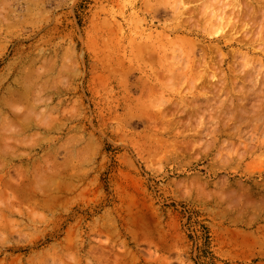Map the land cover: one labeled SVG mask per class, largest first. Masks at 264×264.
<instances>
[{
  "label": "rangeland",
  "instance_id": "374dc122",
  "mask_svg": "<svg viewBox=\"0 0 264 264\" xmlns=\"http://www.w3.org/2000/svg\"><path fill=\"white\" fill-rule=\"evenodd\" d=\"M144 1L0 0V264H264V0Z\"/></svg>",
  "mask_w": 264,
  "mask_h": 264
},
{
  "label": "bare ground",
  "instance_id": "6f19581e",
  "mask_svg": "<svg viewBox=\"0 0 264 264\" xmlns=\"http://www.w3.org/2000/svg\"><path fill=\"white\" fill-rule=\"evenodd\" d=\"M182 1H183V0H181V2H182ZM187 1H188V0H187ZM204 1H206V0H203V2H204ZM207 1H210V0H207ZM207 1H206V2H207ZM211 1H212V0H211ZM211 1H210V2H211ZM221 1L223 2V0H221ZM144 2H147V1L145 0ZM164 2H165V1H164ZM203 2H202V3H203ZM207 3H208V2H207ZM226 3H227V2H226ZM220 4H221V3H220ZM145 5H147V4H145ZM232 5H233V4H232ZM216 6H218V5H216ZM219 6H220V5H219ZM222 6H223V5H222ZM222 6H221V7H222ZM233 6H234V5H233ZM233 6H232V7H233ZM235 6H236V5H235ZM205 7H210V6H205ZM211 7H212V6H211ZM223 7H224V6H223ZM225 7H226V5H225ZM147 8H149V7H147ZM151 8H153V7H151ZM151 8H150V9H151ZM212 8H213V7H212ZM212 8H211V9H212ZM218 8H219V7H218ZM162 9H163V7H162ZM176 9H178V7H177ZM220 9H221V8H220ZM220 9H219V10H220ZM233 9H234V8H233ZM144 10H145V9H144ZM217 10H218V9H217ZM219 10H218L217 12H219ZM177 11H178V10H177ZM177 11H176V12H177ZM223 11H224L223 9L220 10V12H223ZM215 12H216V10H215ZM148 14H149V13H148ZM215 14H216V13H215ZM230 14H231V13H230ZM213 15H214V14H213ZM219 16H220V17H217V19H218V18H221V19H222V18H223L222 16H224V15H222V16L219 15ZM202 17H205V16H202ZM224 17H225V16H224ZM209 18H210V17H209ZM211 18H212V17H211ZM228 18H229V17H228ZM176 19H178V15H177V18H176ZM214 19H216V17H214ZM229 19H230V18H229ZM208 20H209V19H208ZM211 20H212V19H211ZM213 21L215 22L216 20H213ZM221 21H223V20H221ZM221 21H219V22L222 23V25H223V22H221ZM225 21H226V20H225ZM227 21H228V20H227ZM203 22H204V21H203ZM226 23H228V22H226ZM226 23L224 22V26H225V27H226V25H225ZM199 24H200V23H199ZM178 25H179V24H178ZM180 25H181V24H180ZM203 25H204V24H203ZM219 25H220V24H219ZM197 26H199V25H197ZM229 26H230V24H229ZM178 27H179V26H178ZM180 27H181V26H180ZM195 27H196V26H195ZM204 27H205V26H204ZM204 27H203V29H205ZM216 27H218V22H217ZM225 27H224V28H225ZM227 27H228V24H227ZM192 28H194V27L192 26ZM192 28H191V29H192ZM197 28H198V27H197ZM218 28H219V27H218ZM189 29H190V28H189ZM191 29H190V30H191ZM195 29H196V28H195ZM175 30H176V29H175ZM180 30H181V29H180ZM216 30H217V29H216ZM219 30H222L221 27H220ZM187 31H188V30H187ZM185 32H186V31H185ZM203 32H204V31H203ZM214 32H215V31H214ZM187 33H188V32H187ZM190 33H191V32H190ZM217 33H218V32H217ZM206 35H207V34H206ZM209 36H210V35H209ZM209 36H208V37H209ZM146 37H147V36H146ZM145 39H147V38H145ZM230 39H232V38H230ZM147 41H148V39H147ZM147 41H145L146 43H144V44H145L144 46L149 47V46L151 45V46H153V48L150 46V47L153 49V52H156V51H155V50H156V47H154V43H153L154 41H153V42L148 41V42H150L151 44H148ZM226 41H227V40H226ZM155 43H156V42H155ZM183 43H184V42H183ZM146 44H148V45H146ZM179 44H180V43H179ZM184 44H185V43H184ZM224 44H225V43H224ZM158 45H159V44H158ZM162 45H163V47L165 48V44H164V42H163ZM185 45H187V43H186ZM189 45H190V44H188V46H189ZM144 46H143V48H144ZM160 46H161V45H160ZM167 46H168V45H167ZM180 46H182V43H181ZM150 47H149V48H150ZM158 47H159V46H157V50L160 51L159 48H161V47H159V48H158ZM183 47H184V46H183ZM185 47H187V46H185ZM139 48H141L140 50H143L141 46H140ZM145 48H146V47H145ZM147 49H148V48H147ZM190 49H191V48H190ZM140 50H138V51L140 52ZM144 50H146V49H144ZM173 50H174V49H173ZM173 50H171V51L174 52ZM146 51H147V50H146ZM146 51H145V52H146ZM148 51L151 52L152 50H151V49H150V50L148 49ZM159 51H157V52H159ZM161 51H162V50H161ZM161 51H160V52H161ZM179 51L181 52V49H180ZM179 51L175 52L176 54H175V53H174V54L172 53L173 56H171V57H172V61H171V62H174V61L177 60V62L180 63V60H181L182 58L180 59L179 57H176V55H177V53H179ZM184 51H185V49H184ZM141 52H142V51H141ZM143 52H144V51H143ZM160 52H159V53H160ZM185 52H186V51H185ZM151 53H152V52H151ZM151 53H149V54H151ZM162 53H163V51H162ZM190 53H191V52H190ZM154 54H155V57H158V59L160 58V57H159L160 55L157 56V53H154ZM154 54H152V56H153ZM160 54H161V53H160ZM180 54H181V55H180ZM180 54H179V55L182 57L183 54H182V53H180ZM184 54H185V53H184ZM186 54L188 55V51H187ZM186 54H185V56H186V59H187V55H186ZM139 55H140V53H139ZM141 55H142V54H141ZM163 55H164V53H163ZM163 55H161V56H163ZM174 55H175L176 58L174 57ZM143 56H144V55H142V57H143ZM148 56H149L148 54H147V56L145 55V57H148ZM140 57H141V56H140ZM150 57H151V56H150ZM165 57H166V55H164V59H165ZM171 57H170V58H171ZM148 58H149V57H148ZM178 58H179V60H178ZM151 59H152V61H154L152 57H151ZM174 59H175V60H174ZM156 60H157V58H156ZM157 61H158V60H157ZM167 61H168V60H167ZM187 61H188V60H187ZM154 62H156V61H154ZM181 62H183V64H185V63L188 64V62L184 61V59H183V61H181ZM152 63H153V62H152ZM157 63H158V62H157ZM174 63H175V62H174ZM171 64H172V63H171ZM181 64H182V63L177 64V65L172 64L171 66L174 65V66L176 67V66L179 65L177 68H179V72H181L182 70L180 71V67H181V68L183 67V68H185V69L187 70V68H188L189 65H190V64H188V67H187L186 64H185V66H184V65H181ZM174 66H173V67H174ZM173 67H171V68H172L173 70H175L176 68L174 67V68H175V69H174ZM186 67H187V68H186ZM183 68H182V69H183ZM167 69H168V68H167ZM183 70H184V69H183ZM176 71H177V70H176ZM184 71H185V70H184ZM172 72H173V71H172ZM174 72H175V71H174ZM177 72H178V71H177ZM182 73H183V72H182ZM169 74H170V73H169ZM188 74H191V73H188ZM192 74H193V73H192ZM171 75H172V74H170V76H171ZM173 75H175V74L173 73ZM173 75H172L171 78L174 77V79H175L176 76H173ZM181 77H182V78L184 77V73H183V76H181ZM188 77H189V76H188ZM190 77L192 78L191 75H190ZM190 77H189V78H190ZM212 77L214 78L215 75H212ZM171 78H170L169 80H171ZM179 78H180V77H179ZM183 79H185V77H184ZM172 80H173V79H172ZM172 80H171V81H172ZM174 81H175V80H174ZM260 108H261V106H260ZM257 111H260V110L257 109ZM259 113H260V112H257V114H259ZM257 114H256V115H257ZM260 114H261V113H260ZM260 114L257 115L256 117L260 116ZM262 114H263V113H262ZM262 114H261V115H262ZM260 119L262 120V116H261ZM258 120H259V119H258ZM247 238H248V237H247Z\"/></svg>",
  "mask_w": 264,
  "mask_h": 264
}]
</instances>
